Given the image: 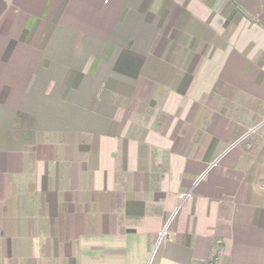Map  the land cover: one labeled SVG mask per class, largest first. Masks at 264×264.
<instances>
[{"label":"crops","instance_id":"1","mask_svg":"<svg viewBox=\"0 0 264 264\" xmlns=\"http://www.w3.org/2000/svg\"><path fill=\"white\" fill-rule=\"evenodd\" d=\"M0 264H264V0H0Z\"/></svg>","mask_w":264,"mask_h":264}]
</instances>
